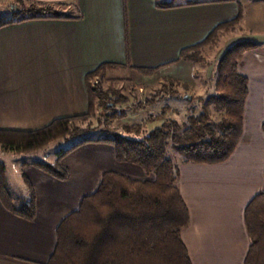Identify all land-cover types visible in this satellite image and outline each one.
I'll use <instances>...</instances> for the list:
<instances>
[{"label": "crops", "instance_id": "crops-1", "mask_svg": "<svg viewBox=\"0 0 264 264\" xmlns=\"http://www.w3.org/2000/svg\"><path fill=\"white\" fill-rule=\"evenodd\" d=\"M12 1L0 0V5ZM33 1L65 3L69 10L58 18L0 26V130H36L86 113L88 76L102 66L108 67L103 76L120 68L130 74L154 70L165 80L190 84L193 65L178 60L181 51L202 44L243 12L228 46L249 40L257 47L238 63L247 79L238 144L223 163L177 165L189 215L180 237L191 263L243 264L249 247L244 210L264 191V0H177L172 6L159 0ZM227 31L220 34L227 37ZM58 164L66 169V180L30 166L12 170L31 186L32 221L11 212L5 172L0 176V264H45L58 224L97 189L104 172L146 179L139 169L123 167L108 143L81 145Z\"/></svg>", "mask_w": 264, "mask_h": 264}, {"label": "trees", "instance_id": "trees-1", "mask_svg": "<svg viewBox=\"0 0 264 264\" xmlns=\"http://www.w3.org/2000/svg\"><path fill=\"white\" fill-rule=\"evenodd\" d=\"M176 1L160 5L172 6ZM8 11L10 18L0 21V26L66 16L52 4L33 0H13ZM242 15L240 10L234 19L222 23L202 44L181 51L178 60L192 65L203 62L202 49L213 44L222 30L234 29ZM256 47L252 41L239 40L219 55L212 69L214 94L205 99L198 98L201 111L189 115L181 124L164 119L174 112L169 106H163L159 115L140 124L125 121L127 111L154 107L165 98L173 97L177 87H184V84L166 79L162 87L141 101L125 108L118 107L126 100L121 93L91 83L93 78H102L103 71L108 68L102 66L88 76L86 113L57 118L36 130H0V145L13 153L35 152L58 139H77L69 149L58 152L57 158H61L83 144L108 143L113 146L118 162L138 166L148 177H153L133 180L115 171L104 172L97 189L84 196L78 208L58 224L55 246L45 264H192L180 237L189 224V215L177 185V165L169 157L168 150L187 164H220L231 156L241 136L247 97V79L238 72V63L246 51ZM139 72L150 76L155 71ZM211 109L219 116L215 121ZM90 119H96L97 128H101L100 136L94 140L85 135L96 128L87 125L81 129L74 125L76 121ZM118 122H122L125 134L112 128ZM156 122L160 123L158 127L146 129L147 125ZM261 128L264 135V120ZM131 134L135 137H130ZM32 165L54 178H68L66 169L57 162L49 164L40 160ZM4 171V165L0 164L1 177ZM8 205L12 213L28 221L34 219L31 188L17 208L11 206V199ZM243 218L249 239L243 264H264V191L249 201Z\"/></svg>", "mask_w": 264, "mask_h": 264}, {"label": "rangeland", "instance_id": "rangeland-1", "mask_svg": "<svg viewBox=\"0 0 264 264\" xmlns=\"http://www.w3.org/2000/svg\"><path fill=\"white\" fill-rule=\"evenodd\" d=\"M159 1L166 2L169 0ZM8 6L9 3L8 5L4 6L0 5V21L10 18L11 13H9L10 11H8ZM52 7L62 13H65L67 10H69V5L67 4H55L52 5ZM236 27L238 26L236 25L235 28ZM234 29L228 30L229 32L227 31V37L222 36V34L218 33V37L215 42L211 45H207L204 49H202L201 55L203 57V62L193 64L192 81L190 82V84L182 83L181 85L184 84V87L178 86L173 97L165 98L163 102L154 107H149L143 111L138 112L127 111V120L125 122L140 124L142 121L150 118L151 116L159 115L163 106H169L172 110H174V112L168 113L164 117V119H171L177 121L180 124L183 123L189 115H197L201 111V103L198 101V98L201 97L205 99L214 94L213 83L215 75H213V67L215 66L219 55L228 47L229 42L227 40L237 35L232 33ZM209 68L211 73L209 75H206V72H209ZM117 72L105 74L104 76L102 75V78H93L91 83H98L104 90H116L117 92L121 93L123 97L126 98V100L123 101V103H119L118 107L121 106L125 108L127 105H133L138 101H141L148 95H151L157 89L162 87L164 83H166V80L162 77V74L158 73V71L153 72L152 75L148 77L147 74L139 71L133 72L134 74H130L127 69L123 68H120V70H118ZM211 112L212 120L215 121L216 119H218L219 116L215 112H213V110ZM100 118L102 117L100 116ZM115 124L116 123H114L112 128L115 131L120 132L121 134H125L121 128L122 122H118L119 125ZM159 124L160 123L156 122L154 124L147 125L146 129L151 130L155 127H158ZM74 125L80 127L81 129H83L87 125H91V128H96L95 130H91L88 134L85 135L86 137H91L92 140L100 136L98 131H100L101 128L100 126L99 128H97L96 119L85 120L83 122L76 121ZM143 132L146 133V131ZM129 136L135 137L134 134H131ZM81 137H79L78 139H80ZM76 140L77 139L75 138L58 139L38 151L26 153H13L12 151L3 148L0 145V164H3L5 169V181L3 187L5 192L11 199V206L17 208L19 206V202L23 197L29 194L31 188L23 175H14L12 170L14 168H16V170L23 168V164L24 167L30 166L33 168L34 166L32 165V163L34 161L40 160H43L44 162L49 164L56 162L58 163L60 160V158H57L58 152L69 149L74 145ZM168 155L172 160H174L176 165L181 162V159L177 155H174L171 150H168ZM125 165H127L128 167L139 169V171H141V173H143V175L147 179L153 178L152 176L148 177L138 166L124 163L123 167H126Z\"/></svg>", "mask_w": 264, "mask_h": 264}, {"label": "water", "instance_id": "water-1", "mask_svg": "<svg viewBox=\"0 0 264 264\" xmlns=\"http://www.w3.org/2000/svg\"><path fill=\"white\" fill-rule=\"evenodd\" d=\"M189 100H190V97H189Z\"/></svg>", "mask_w": 264, "mask_h": 264}]
</instances>
